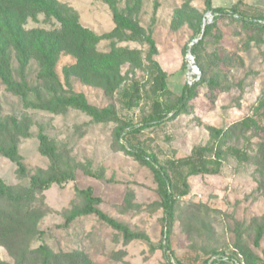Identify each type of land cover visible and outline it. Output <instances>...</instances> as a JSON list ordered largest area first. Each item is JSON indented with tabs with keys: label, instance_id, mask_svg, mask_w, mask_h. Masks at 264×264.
I'll use <instances>...</instances> for the list:
<instances>
[{
	"label": "rangeland",
	"instance_id": "rangeland-1",
	"mask_svg": "<svg viewBox=\"0 0 264 264\" xmlns=\"http://www.w3.org/2000/svg\"><path fill=\"white\" fill-rule=\"evenodd\" d=\"M29 1L38 0H0V50L8 55L13 77L25 78L45 95L84 94L91 105L112 109L116 119L97 122L76 109L55 114L30 108L35 95L28 100L13 95L0 78V120L16 118L31 133L18 144L27 174L20 176L18 166L0 155V178L16 195L30 188L33 175L50 169V160L40 153V133L57 144L59 169L76 176L37 194L29 216L24 211L19 224L11 223L14 236L7 239L8 229L0 228V261L14 264L22 252L46 245L58 254L81 251L95 264H202L212 254L228 256L234 249L249 262L264 264V132L241 126L252 118L264 127V29L241 19L255 12L264 16V0H117L134 28L120 26L105 0H47L50 9L23 22L11 20L13 12L19 21L24 18ZM11 2H20L21 11ZM217 8L228 15L216 19ZM62 19L76 20L104 38L81 56L61 55L57 83L43 91L41 62L29 57L24 38L60 30ZM206 26L210 30L204 35ZM157 73L166 76L164 100L177 101L185 85L194 87V96L178 115L119 140L121 128L141 126L153 113ZM134 84L142 99L126 108L123 94ZM218 130L226 131L220 139V173L190 176L189 193L166 218L148 162L164 165L188 156L195 146L211 145ZM228 146L245 149L249 162L228 155ZM129 149L144 152L147 161ZM76 187L91 188L102 200V212L147 239L126 240L95 214L66 226L71 211L86 203ZM16 210L0 207V216ZM41 261L37 256L35 264Z\"/></svg>",
	"mask_w": 264,
	"mask_h": 264
},
{
	"label": "trees",
	"instance_id": "trees-1",
	"mask_svg": "<svg viewBox=\"0 0 264 264\" xmlns=\"http://www.w3.org/2000/svg\"><path fill=\"white\" fill-rule=\"evenodd\" d=\"M10 1V0H9ZM112 8L114 18L120 26L134 28V25L122 15L119 7L117 6V0H105ZM20 3V2H19ZM16 2H11V6L21 11L22 6H18ZM29 6H24L26 9L24 18L19 21L20 18L14 16L12 13L11 20L15 22H23L24 19L31 16L36 11H44L43 9H50V4L47 0H38L37 2H27ZM0 7V12H2ZM6 12V11H5ZM26 13V14H25ZM215 18L218 19L221 16L228 15L223 8H217L213 10ZM23 17V16H22ZM241 19L248 24L258 26L264 29V25L259 24V20H264V16L257 14L253 16H246L241 14ZM63 27L60 30H56L53 33H46L43 31H34L30 35H26L24 38L25 49L29 57L34 56L41 62V70L39 74L40 82L43 83L42 90L48 91V87H53L54 83H57V74L55 67L58 59L61 55L69 54L74 56H81L84 53L100 43L104 36H97L91 33L88 29L83 28L76 20L62 19ZM4 23L1 22V27ZM210 28L206 26L204 35L208 34ZM2 31L0 29V35ZM28 37V38H27ZM200 42L202 40H199ZM194 47L191 52L194 53ZM0 78L6 86L9 93L17 96H22L28 100V97L32 94L35 95L34 100L29 101L28 107L46 110L55 114L67 111L68 109L80 110L87 115L91 116L97 122H105L108 120H115L116 115L110 108L99 109L91 105L84 94H72L65 97L60 95H45L38 87H33L30 83L22 78L16 80L13 77L11 64L8 59V55L3 49L0 50ZM196 85V84H195ZM138 84H134V88L131 91H126L123 94L125 107L133 108L140 104L142 99ZM194 87L185 85L182 91V95L177 101L164 100L163 97L167 92L166 76L162 73H157L154 78L152 92L155 96L153 103V113L151 116L144 120L141 126L133 124H127L126 127L121 128L117 133L119 140L123 139L124 135L133 132H142L145 128L151 127L159 122H162L170 115L171 117L181 113L186 107L188 99L192 98ZM259 110H257V113ZM264 117V114H263ZM241 126L248 130H255L256 132H264V127L260 126L256 120L252 118H246L241 121ZM226 133L224 130H218L215 133V140L211 145H198L193 147L191 153L188 156L171 160L164 165H154L152 162L148 164L153 165L155 178L158 183V193L161 198L160 206L163 208L166 218H171L173 215L174 205L180 197H183L189 193L190 184L188 178L197 174H219L222 169L223 153L222 149L224 144L220 142L221 137ZM31 137L29 127L27 123L20 122L16 118H12L10 121L0 120V155L14 162L18 166V173L20 176L27 174L26 167L23 163V158L19 154L18 144L21 139ZM40 140V153L47 157L51 162V167L48 171H39L38 174L31 177V186L25 192L14 195L11 191V187L7 186L0 178V207L16 208V213L11 216L10 214H2L0 218V228L8 229L4 236H14L15 229L13 224L20 223V215L26 211V216H29L30 205L35 200L37 194H41L50 189L54 184L62 186L70 181H75L76 176L74 172H63L59 169V151L57 144L51 141L44 133L39 134ZM130 154L134 155L140 160H146V154L134 149L128 150ZM225 152L234 157L240 162H249L250 158L245 149H239L237 147L228 146L225 147ZM152 158V155L148 156ZM150 161V160H149ZM76 194L85 199V205L82 208L74 209L67 217L66 226H69L76 218L87 215H97L102 221L111 226L117 231L123 233L126 240H146L147 236L143 233H136L126 227L125 225L110 218L107 214L99 209V205L102 203L100 197L94 195L91 188L80 189L76 187ZM22 218V217H21ZM10 240H5L6 246H11ZM231 253V258L239 253L242 256L245 264H257L246 260L243 253L234 249ZM37 256L42 258L40 264H95L90 258L85 256L81 251H72L64 254L54 253L46 245L22 252L17 257L14 264H35L37 262ZM223 254H212L205 258L202 264H233L230 261L224 260ZM212 257L219 259L210 262ZM82 262H79V260ZM0 264H10L5 261H0Z\"/></svg>",
	"mask_w": 264,
	"mask_h": 264
},
{
	"label": "built area",
	"instance_id": "built-area-1",
	"mask_svg": "<svg viewBox=\"0 0 264 264\" xmlns=\"http://www.w3.org/2000/svg\"><path fill=\"white\" fill-rule=\"evenodd\" d=\"M259 22H260L261 24H264V21H263V20H259ZM190 57H191V58H190ZM189 59L194 63V58H193V56H189ZM193 68L195 69L196 66H193ZM234 251H235V250H234ZM216 259H219V258H217V257H212L211 260H210V262H212L213 260H216ZM223 259L226 260V261H230V262L233 263V264H245V262H244L243 259H242V256H241L239 253L235 254L232 258H231V254L228 255V256L225 255Z\"/></svg>",
	"mask_w": 264,
	"mask_h": 264
},
{
	"label": "water",
	"instance_id": "water-1",
	"mask_svg": "<svg viewBox=\"0 0 264 264\" xmlns=\"http://www.w3.org/2000/svg\"><path fill=\"white\" fill-rule=\"evenodd\" d=\"M204 32H205V30H203V34H204ZM199 41V40H198ZM190 56H192V55H190ZM191 58V57H190Z\"/></svg>",
	"mask_w": 264,
	"mask_h": 264
}]
</instances>
